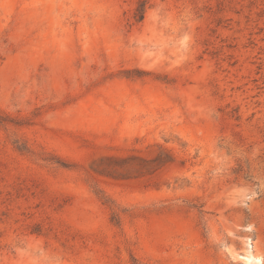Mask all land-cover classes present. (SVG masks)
I'll list each match as a JSON object with an SVG mask.
<instances>
[{
	"label": "rangeland",
	"instance_id": "rangeland-1",
	"mask_svg": "<svg viewBox=\"0 0 264 264\" xmlns=\"http://www.w3.org/2000/svg\"><path fill=\"white\" fill-rule=\"evenodd\" d=\"M0 264H264V0H0Z\"/></svg>",
	"mask_w": 264,
	"mask_h": 264
},
{
	"label": "trees",
	"instance_id": "trees-1",
	"mask_svg": "<svg viewBox=\"0 0 264 264\" xmlns=\"http://www.w3.org/2000/svg\"><path fill=\"white\" fill-rule=\"evenodd\" d=\"M143 11H144V4L142 3L137 9L135 17L137 19H141L143 17Z\"/></svg>",
	"mask_w": 264,
	"mask_h": 264
}]
</instances>
